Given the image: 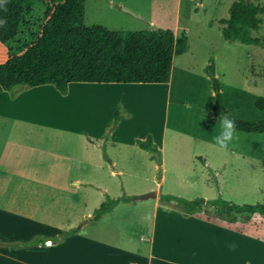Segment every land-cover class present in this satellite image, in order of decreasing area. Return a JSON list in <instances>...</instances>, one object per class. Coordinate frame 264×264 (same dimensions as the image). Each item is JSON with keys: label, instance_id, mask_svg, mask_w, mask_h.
I'll use <instances>...</instances> for the list:
<instances>
[{"label": "rangeland", "instance_id": "1", "mask_svg": "<svg viewBox=\"0 0 264 264\" xmlns=\"http://www.w3.org/2000/svg\"><path fill=\"white\" fill-rule=\"evenodd\" d=\"M235 1L85 0L84 25L88 28L170 29L177 38H187V51L173 60L170 105L165 107L160 99L164 89L155 92L146 87L137 94L146 103V122L155 124L166 111L169 129L164 144L159 147L154 142L159 149L154 155L132 144L126 133L114 134L118 127L112 128L114 111L108 120L106 116L110 101L108 105L102 106L101 102L96 107H86L87 116L65 110L58 115L60 122L52 120V116L49 119L47 113L39 117L11 113L17 117L0 119V168L6 173L0 183V200L49 201L54 206L55 223L61 225L69 216L74 219L83 211L93 216L108 198L129 199L103 216L101 223L90 221L83 226L86 232L105 229V225L117 226L125 234L143 232L156 202L168 211H176L161 201V196L187 200L220 197L236 204H264V132L236 131L239 140L227 152L214 146L212 140L220 131L222 115L213 113L216 92L210 67L219 79L224 109L229 115L250 123L264 120V113L255 107L256 100L264 97V13L259 16V27L251 31L258 43L226 41L219 20L229 16ZM249 2L264 8V0ZM44 10L36 2L16 40L8 46L0 43V63L8 58L9 48L16 53L31 41ZM113 88L118 95L125 90ZM82 90L92 92V99H100L99 89L83 87L60 102L67 103L72 93L80 94ZM60 102L52 106L54 112L62 110ZM186 103L192 107L186 108ZM36 104L32 108L49 110ZM118 105L120 122L130 118L131 113L120 102ZM14 107L25 108L26 104ZM158 139L161 142L160 135ZM153 191L161 196L141 199ZM213 214L227 216L219 208L213 209ZM85 220L88 219L77 226Z\"/></svg>", "mask_w": 264, "mask_h": 264}, {"label": "trees", "instance_id": "2", "mask_svg": "<svg viewBox=\"0 0 264 264\" xmlns=\"http://www.w3.org/2000/svg\"><path fill=\"white\" fill-rule=\"evenodd\" d=\"M36 2L45 8L37 33L18 52L13 53L9 48L7 60L0 63V93L8 91L12 98L25 89L41 85H53L66 95L70 83H168L174 57L184 54L187 49V38H177L170 29L118 31L100 26L88 28L84 25L85 0H0L1 44L8 46L16 40ZM263 13L262 6L236 0L230 7L229 16L219 20L223 38L246 45L258 43L259 39L252 37L251 31L259 27V16ZM209 69L216 92L215 116L228 115L235 120L236 131L263 133L264 120L244 122L226 112L219 79L211 67ZM255 107L264 113V97L256 100ZM120 109V105L114 109L112 128L117 127L122 119ZM136 145L154 155L159 153L150 134L144 140L137 139ZM160 199L186 216L205 214L212 217L215 216L213 209L219 208L227 213L230 223L264 231V204H236L220 197L187 200L161 196ZM122 201L128 202L129 199L108 198L94 211L93 220L102 218ZM76 231H66L50 240H63ZM45 243H48L45 238L36 236L25 244Z\"/></svg>", "mask_w": 264, "mask_h": 264}, {"label": "crops", "instance_id": "3", "mask_svg": "<svg viewBox=\"0 0 264 264\" xmlns=\"http://www.w3.org/2000/svg\"><path fill=\"white\" fill-rule=\"evenodd\" d=\"M6 60L7 58L2 62ZM83 87L99 89L101 92L99 100L111 102L106 115L107 120L112 116L118 102L131 113L130 118L123 119L119 123L114 134L126 133L127 139L132 144H136V139H145L147 134L151 133L154 142L162 147L169 129L167 113L164 110L155 124L146 122V103L137 94L146 90V87H152L155 92L164 89L160 99L166 107L171 103V78L168 83L161 84L70 83L66 95H62L53 85L25 89L15 98H12L8 91H4L0 93V119L3 121L17 117L1 111L6 105L15 106L25 103L26 106H30L35 104L38 98L54 94L63 101L73 90H81ZM113 87H125V90L123 94L118 95ZM106 93L110 96L105 95ZM91 130L87 131L90 133ZM5 174L0 168V183L4 182ZM153 207L154 212L148 223L145 225V219L142 222L145 226L141 234L136 232L125 234L122 228L111 225H105V229L99 227L91 232L84 231L83 226L90 221L101 223V218L93 220L90 212L83 211L74 219H70L69 216L65 224L60 225L55 223L54 206L49 201L45 204L40 200H0V236H2L0 262L1 264H264V231L241 223H230L228 216L208 217L205 214L186 216L177 211H168V208L160 202L154 203ZM84 219H88L87 223L77 226ZM72 229L77 231L65 239L57 242L50 240ZM36 236L45 238L48 243L25 244ZM8 243L12 246L7 248ZM232 243L237 245L234 251L229 248Z\"/></svg>", "mask_w": 264, "mask_h": 264}, {"label": "bare ground", "instance_id": "4", "mask_svg": "<svg viewBox=\"0 0 264 264\" xmlns=\"http://www.w3.org/2000/svg\"><path fill=\"white\" fill-rule=\"evenodd\" d=\"M83 92H87L86 95L83 94ZM71 96H72L71 99L69 101H67V103H61L55 94L52 96L45 97L44 102H43V98L37 99L36 103L38 105H42V107L49 109V110H44L42 112H41V109L32 108L34 106V104L30 105V106H26L25 108H17L14 106L6 105V106L1 108V111L2 112L15 113V114H21V115H28V116H33V117H39L42 113H47L49 115V117H48L49 119H51L50 117L52 116V120L60 122L61 116L58 118V115L65 110L77 111L81 115L87 116L84 113V110L86 109V107H96L101 102L104 103V104H102V106H104L105 104L106 105L109 104L108 100H106V101L99 100V99H97V97H94L92 99L94 94L90 91H83L82 90V92H80V94H76L74 92V93H72ZM59 102H60V107H62V110L60 112H54L52 110L53 109L52 106H54L56 103L59 104ZM48 103H50L51 106ZM32 109H33V111H32ZM65 114L66 113L64 112L62 115H65Z\"/></svg>", "mask_w": 264, "mask_h": 264}, {"label": "clouds", "instance_id": "5", "mask_svg": "<svg viewBox=\"0 0 264 264\" xmlns=\"http://www.w3.org/2000/svg\"><path fill=\"white\" fill-rule=\"evenodd\" d=\"M3 21H0L2 24ZM186 108H191L192 105L190 103L185 104ZM236 132V123L235 120L231 119L228 115H222L220 119V131L217 135H215L212 140L214 142V146H217L219 149L224 151H229L230 146H234L233 142L239 140V136L235 135ZM237 245L232 243L229 245L230 250H235Z\"/></svg>", "mask_w": 264, "mask_h": 264}, {"label": "water", "instance_id": "6", "mask_svg": "<svg viewBox=\"0 0 264 264\" xmlns=\"http://www.w3.org/2000/svg\"><path fill=\"white\" fill-rule=\"evenodd\" d=\"M246 2L248 3L249 0H246ZM124 11L129 12V10H127V9H124ZM159 164H161L160 161H159ZM160 196H161L160 192L153 191V192H149L147 194L142 195L141 199H150V198H156V197H160ZM86 223H87V220H85L83 223H81L80 226H82Z\"/></svg>", "mask_w": 264, "mask_h": 264}]
</instances>
